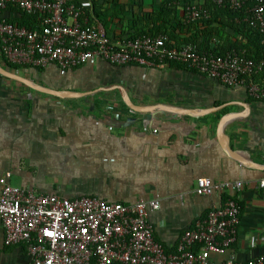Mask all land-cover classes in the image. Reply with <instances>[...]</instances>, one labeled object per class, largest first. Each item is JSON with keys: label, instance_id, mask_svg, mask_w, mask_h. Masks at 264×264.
Returning <instances> with one entry per match:
<instances>
[{"label": "crops", "instance_id": "1", "mask_svg": "<svg viewBox=\"0 0 264 264\" xmlns=\"http://www.w3.org/2000/svg\"><path fill=\"white\" fill-rule=\"evenodd\" d=\"M18 17L13 11L0 13V19ZM119 23L111 25L116 35L125 29ZM96 26L106 33L99 22ZM0 69L5 71L0 72V178L9 176L11 186L109 203L158 199L160 209L148 218L168 252L176 251L185 231L210 210L234 199L243 207L237 241L211 259L247 262L264 256V191L256 188L264 178V102L252 100L245 88L178 66L144 68L98 60L69 70L56 64L14 68L1 50ZM18 78L84 97L57 99ZM125 94L137 106L163 107L149 130L143 126L146 114L115 120L111 107L128 108ZM100 100L103 111L95 105ZM202 177L244 186L200 196L195 188ZM0 264H30L24 244L5 245L1 218Z\"/></svg>", "mask_w": 264, "mask_h": 264}, {"label": "built area", "instance_id": "2", "mask_svg": "<svg viewBox=\"0 0 264 264\" xmlns=\"http://www.w3.org/2000/svg\"><path fill=\"white\" fill-rule=\"evenodd\" d=\"M212 1L219 7L245 9L243 21L261 33L264 44V0ZM10 6L38 15L40 29L0 19V50L8 64L29 68L56 64L69 70L98 60L144 68L177 63L228 87L245 88L252 100L264 102V58L255 61L246 51L232 50L219 56L201 52L195 44L170 47L164 36L115 40L90 27L87 20L81 22L84 9H91L92 4L79 0H0L1 12ZM183 13L186 23L211 17L204 1L198 0L186 3ZM111 109L117 121L135 114L130 108L123 113L119 103H113ZM149 124L145 119V131ZM8 178H0L5 245L24 244L30 264H264V256L247 262L235 257L222 263L211 259L212 254H224L237 241L243 208L237 200L229 199L210 210L185 231L176 251L168 252L156 239L148 218L150 211L160 209L158 199L132 204L109 203L91 196L67 199L11 186ZM232 186L241 190L244 183H215L202 177L195 191L211 196ZM256 188L264 191V178L258 180Z\"/></svg>", "mask_w": 264, "mask_h": 264}, {"label": "trees", "instance_id": "3", "mask_svg": "<svg viewBox=\"0 0 264 264\" xmlns=\"http://www.w3.org/2000/svg\"><path fill=\"white\" fill-rule=\"evenodd\" d=\"M146 1L147 5H145ZM193 1L195 0H91L92 8L84 9L81 22L87 20L90 27H97L96 22H99L105 29L106 35L115 40L164 36L170 47L195 44L201 52L214 55L220 56L238 50L246 51V55L255 61L264 58L262 35L243 21L246 16L245 9L232 10L217 6L212 0H198L204 1V6L210 11L211 17L186 23L183 8L186 3ZM8 11L17 13L19 17L15 20L5 19L7 22L31 30L40 29L38 15L28 14L14 6H10L5 12ZM114 20L125 26L120 35L111 32ZM111 34L115 35L111 36ZM8 65L14 68L20 67ZM170 66L187 68L177 63ZM95 105L98 109L105 110V102L102 100L97 101ZM195 251H198V247Z\"/></svg>", "mask_w": 264, "mask_h": 264}, {"label": "water", "instance_id": "4", "mask_svg": "<svg viewBox=\"0 0 264 264\" xmlns=\"http://www.w3.org/2000/svg\"><path fill=\"white\" fill-rule=\"evenodd\" d=\"M0 72L3 73L5 72L4 70L0 69ZM20 81H22V83L25 84L26 87L34 90V91H38L40 93L55 97L57 99H70L73 97H84L83 93H74V92H70V91H61V90H55L52 88H48V87H44L41 85H38L36 83H34L33 81H30L28 79H23V78H18ZM124 103L126 104V106L130 109H132L133 111H135L136 113H142V114H146V119L148 121H152L156 111H161L164 110L162 109L163 107H157V108H153V107H140L135 105L131 99L129 98V96H127V94L124 95ZM172 113H182L185 115H191V116H197V114L199 113H186V112H180V111H176V112H172ZM130 122H132L133 120H129ZM225 122V118H223L220 122V125H223ZM262 170H264V168H261Z\"/></svg>", "mask_w": 264, "mask_h": 264}]
</instances>
